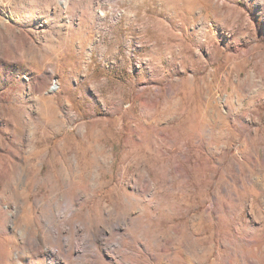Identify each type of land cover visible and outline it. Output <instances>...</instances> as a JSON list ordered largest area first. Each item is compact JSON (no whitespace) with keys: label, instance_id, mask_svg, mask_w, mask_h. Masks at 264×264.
Masks as SVG:
<instances>
[{"label":"rangeland","instance_id":"374dc122","mask_svg":"<svg viewBox=\"0 0 264 264\" xmlns=\"http://www.w3.org/2000/svg\"><path fill=\"white\" fill-rule=\"evenodd\" d=\"M0 247L264 264V0H0Z\"/></svg>","mask_w":264,"mask_h":264},{"label":"bare ground","instance_id":"6f19581e","mask_svg":"<svg viewBox=\"0 0 264 264\" xmlns=\"http://www.w3.org/2000/svg\"><path fill=\"white\" fill-rule=\"evenodd\" d=\"M69 1V0H67ZM66 2V1H65ZM22 242L23 244L27 247V248H34L36 245H37V239L36 237L34 236H31V235H27V234H24L22 236ZM49 244H47V249H48V252L53 254V251H56L55 249L57 248L55 245H53V241L49 240ZM2 247H0V250H1ZM59 253V252H58ZM84 258V256L82 254L79 255L78 258Z\"/></svg>","mask_w":264,"mask_h":264},{"label":"built area","instance_id":"2783aa9c","mask_svg":"<svg viewBox=\"0 0 264 264\" xmlns=\"http://www.w3.org/2000/svg\"><path fill=\"white\" fill-rule=\"evenodd\" d=\"M58 89H59V85L56 81H54L51 85L50 90H51V92H56Z\"/></svg>","mask_w":264,"mask_h":264}]
</instances>
